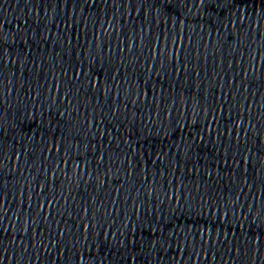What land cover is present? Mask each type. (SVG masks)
<instances>
[{
	"label": "water",
	"instance_id": "water-1",
	"mask_svg": "<svg viewBox=\"0 0 264 264\" xmlns=\"http://www.w3.org/2000/svg\"><path fill=\"white\" fill-rule=\"evenodd\" d=\"M264 166V0H98Z\"/></svg>",
	"mask_w": 264,
	"mask_h": 264
}]
</instances>
